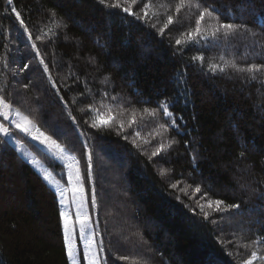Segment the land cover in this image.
<instances>
[{"label": "trees", "instance_id": "16d2710c", "mask_svg": "<svg viewBox=\"0 0 264 264\" xmlns=\"http://www.w3.org/2000/svg\"><path fill=\"white\" fill-rule=\"evenodd\" d=\"M0 100L75 157L104 264H264V0H0ZM0 264H68L1 137Z\"/></svg>", "mask_w": 264, "mask_h": 264}, {"label": "rangeland", "instance_id": "374dc122", "mask_svg": "<svg viewBox=\"0 0 264 264\" xmlns=\"http://www.w3.org/2000/svg\"><path fill=\"white\" fill-rule=\"evenodd\" d=\"M0 137L57 194L68 264H104L94 213L90 212L75 157L44 137L25 116L0 100ZM28 143L35 145L63 166L52 172ZM252 255L249 262L257 261ZM264 262V254L260 257Z\"/></svg>", "mask_w": 264, "mask_h": 264}]
</instances>
